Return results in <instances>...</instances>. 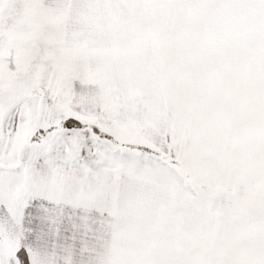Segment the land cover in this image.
Here are the masks:
<instances>
[{"label": "snow or ice", "instance_id": "obj_1", "mask_svg": "<svg viewBox=\"0 0 264 264\" xmlns=\"http://www.w3.org/2000/svg\"><path fill=\"white\" fill-rule=\"evenodd\" d=\"M0 264H264V0H0Z\"/></svg>", "mask_w": 264, "mask_h": 264}]
</instances>
